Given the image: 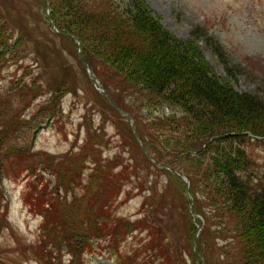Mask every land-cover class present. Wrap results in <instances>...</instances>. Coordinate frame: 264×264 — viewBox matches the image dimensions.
Wrapping results in <instances>:
<instances>
[{
    "label": "rangeland",
    "instance_id": "obj_1",
    "mask_svg": "<svg viewBox=\"0 0 264 264\" xmlns=\"http://www.w3.org/2000/svg\"><path fill=\"white\" fill-rule=\"evenodd\" d=\"M116 1L125 8L123 0ZM146 1L162 26L175 37L198 41L217 75L238 92L264 99V0ZM52 9L49 2L41 0H0V36L6 32L8 37L6 44L0 42L4 52L0 55V115L6 111L7 117L14 119L17 111L22 128L15 143L30 146L38 155L35 159L44 166L48 156L53 166L43 174V180H34L32 174L20 168V159L8 161L2 179L6 207L0 228V264H117L133 253L136 263H142V247L149 241L146 232H135L130 238L123 234L114 238L104 232L100 243L93 236L87 242L84 236L81 240L75 237L82 230H90L91 219L100 218L110 227L116 218L134 221L150 212L158 234L164 236L165 223L158 217L168 213L160 208L165 203L160 193L168 176L155 171L137 151L125 117L106 106L104 96L91 82L78 56L79 43L61 36L52 26L48 18ZM56 17L62 19L60 13ZM198 29L203 33L198 35ZM217 45L224 51V60L216 54ZM93 65L110 99L125 107L138 131L144 130L148 143H154L161 133L155 127L156 120L176 113L166 105L162 109L145 108L138 87L123 85L121 77L101 69L97 61ZM46 112L56 118L54 115L52 122L46 119L36 128ZM184 130L173 128L166 136L178 137ZM159 145L169 150L173 147L165 141ZM248 153L256 161L258 172L264 171V138L251 141ZM127 164L140 168L138 179L132 175L130 180H123L127 175L120 176L122 166ZM13 167L15 170L10 171ZM101 168L103 173L95 174ZM37 169L33 172L39 173ZM153 184L151 190L157 197L152 202L146 197ZM119 191L121 195L115 198ZM124 192L129 193L128 198ZM181 193V185L168 177L167 196L175 206ZM104 198H115L108 222L102 219L106 213ZM208 201L204 200L203 209L212 221L202 248L210 255L211 264H234L224 254L234 255L240 246L236 240L229 244L223 235L216 240L215 227L223 220L213 216L215 211ZM47 204L57 208L51 222L59 221L58 226L44 221L43 209L36 212V207ZM169 218L168 228L171 230L173 225L172 238L180 250L185 240L183 219L177 213ZM225 223L229 232L235 231L234 216H228ZM167 264H173L172 260Z\"/></svg>",
    "mask_w": 264,
    "mask_h": 264
},
{
    "label": "trees",
    "instance_id": "obj_2",
    "mask_svg": "<svg viewBox=\"0 0 264 264\" xmlns=\"http://www.w3.org/2000/svg\"><path fill=\"white\" fill-rule=\"evenodd\" d=\"M41 1H47L53 6L51 15L58 29L83 44L84 58L91 68L94 67L93 62L97 61L101 69L121 77L123 85L138 87L145 108L162 109L166 105L176 113L171 116L163 115L156 120L157 126H154L161 133H158L154 143H148L144 130L138 132L148 149H153V152L149 151L152 159L173 172L159 168L143 155L145 161L158 173H165L169 179L178 182L182 188L179 204L175 206L168 198L169 194L167 196L168 177L167 183L162 186L160 197L165 203L160 208L168 213L166 217L158 218L165 223L164 236L158 234L152 221L153 213L150 212L134 221L116 218L110 227L100 218L91 219L90 230H82L75 237L81 240L84 236L87 242L90 236L95 239L105 237L104 232H110V236L114 238H119L122 234L130 238L135 232H146L149 241L142 247L145 260L138 264H167L171 260L173 264H202V257L207 264H211L210 255L202 248L212 221V216L207 215L203 209V202L208 198V203L215 211L213 216L223 220L215 227L216 240H221L220 235H223L229 244L230 240H236L240 246L236 254L226 252L224 257H231L234 264H264V172H258L256 161L247 152L253 141L249 134L264 138V99L238 92L229 81L217 75L206 60L198 41H184L175 37L162 26L146 0H123L125 8L116 0ZM56 13H60L61 20H57ZM196 32L198 35L203 33L201 29ZM7 39V33L3 32L0 36L1 44H6ZM7 48L9 49L8 46ZM216 54L224 60V51L219 45L216 46ZM0 55H4L1 50ZM95 72L100 74L97 70ZM106 106L113 110L109 104ZM179 113L181 118H177ZM46 114L36 124V128L41 127L46 119L52 121L55 115L49 112L44 113ZM2 115L0 228L5 220L2 211L6 207L1 184L7 165H10L8 161L20 159V168L32 174L30 178L34 180L39 178L33 172L38 167L40 172L53 168L48 156L45 157L47 166H44L35 159L38 155L29 146L20 147L15 143L22 128L20 118L17 120L19 113L16 111L14 119H9L6 111H2ZM173 128L177 132L182 128L185 130L178 137L166 136ZM132 140L137 151L142 153L133 136ZM164 141L173 147L170 150L161 148L159 144ZM14 170L15 167L10 169ZM139 172L138 166L127 164L122 166L119 173L120 176L127 175L123 180H130L132 175L137 176ZM174 172L189 178L194 212L202 216L206 223L199 237L197 254L193 249L197 228L189 210L186 184ZM101 173L102 168L95 174ZM92 177L93 175L90 176L91 180ZM199 183L202 184L201 189H198ZM154 186L150 187V196L146 200L153 202L157 197L154 190H151ZM119 192L115 198L121 195L122 191ZM204 192L206 196H200ZM128 194L126 192L127 198ZM114 199L102 200L106 212L102 219L106 222L112 217L109 210L114 206ZM151 206H154L153 203ZM35 209L37 213L43 209L41 214L48 224H60L55 220L51 222L52 218H56V207L47 204ZM174 213L183 219L185 226V240L180 250L175 247L172 238L171 231L175 235L173 225L171 230L168 228L169 217ZM230 215L236 219L237 226L235 231L229 232L225 219ZM229 234L232 235L231 238ZM131 256H123L117 264H137L135 253Z\"/></svg>",
    "mask_w": 264,
    "mask_h": 264
},
{
    "label": "water",
    "instance_id": "obj_3",
    "mask_svg": "<svg viewBox=\"0 0 264 264\" xmlns=\"http://www.w3.org/2000/svg\"><path fill=\"white\" fill-rule=\"evenodd\" d=\"M53 25H54V22H53ZM116 109H117L118 111H120L121 113L125 114L126 117H127V120H128L129 123L132 125V121H131L130 115L126 114L124 111H122L121 109H119V108H117V107H116ZM132 127H133V126H132ZM133 130H134L135 136H136V138H137L139 144L141 145L143 151H144V152L146 153V155L148 156L147 151H146L144 145H143V144L141 143V141L139 140V137H138V135H137V133H136L134 127H133ZM182 178H184V179L187 180V178H186L185 176H182ZM187 181H188V180H187ZM195 249H196V247H195Z\"/></svg>",
    "mask_w": 264,
    "mask_h": 264
}]
</instances>
